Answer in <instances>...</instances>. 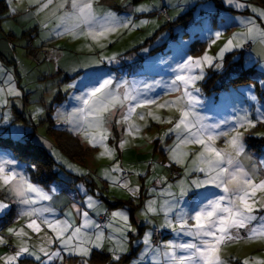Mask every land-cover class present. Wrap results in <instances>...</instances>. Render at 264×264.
<instances>
[{
	"label": "rangeland",
	"instance_id": "rangeland-1",
	"mask_svg": "<svg viewBox=\"0 0 264 264\" xmlns=\"http://www.w3.org/2000/svg\"><path fill=\"white\" fill-rule=\"evenodd\" d=\"M26 1L34 6V15L42 31L33 42V46L39 48L40 53L34 56L28 52L30 50L27 47L29 46L28 39L18 41L15 44L17 45L15 52L9 44L7 49L9 51L5 54V60L0 66V88L8 86L6 80L8 76H11L14 85L22 92V95L6 96L8 103H0V137L25 144L21 147L24 150H27L30 145L46 149L58 165L56 169L60 180L48 188L39 186L46 191L55 187L54 196L60 194L63 189L66 191L64 194L72 198L75 206L85 211H90L83 205V200H86L85 192L88 196H94L102 205L100 211L106 219L100 218L99 220V215L89 213L96 222L102 224L105 221L104 224H106L107 213L119 209L127 211L130 223L137 231L128 233V251L121 256L119 264H135L140 258L144 249L140 241L145 232L151 231L153 239L154 229L167 230L170 237L165 239L164 236L160 244L180 238L187 240L188 237L178 238L170 229L160 227L164 223L162 214L149 213L148 218L151 223H146L141 215L148 200L163 201L166 199L161 193L168 188V185H172L171 191L175 192L179 190L178 185L182 179L201 176L200 173L193 172L191 177H185V170L191 167L195 153L200 151L198 145H189L182 149L189 153L184 158L183 166L169 160L168 149L174 146L176 136L168 130L173 127L179 117V113L174 108H158L155 105L138 108L130 118V123L139 125L141 129L134 136H129L125 132L127 124L117 123L121 112L126 111V109L117 108V114L110 120L109 135L105 141L107 149H115L114 156H109L105 147H92L83 136L71 131L70 125L58 121L57 111L67 113L79 106L72 96L80 94L82 78L93 73L100 74L101 78L111 77L114 82L136 81L139 88L154 85L146 93L148 97L155 98L161 104L166 100H173L180 93L170 91L166 85L174 78L173 69L178 62L186 56L202 57L205 53L217 57L234 33L246 30L241 21L255 17L256 23L264 28V20L256 17L251 7L237 9L222 0H97L98 11H112L121 17L130 16L134 25H141L142 21H147V23L139 27L121 28L115 33L95 40L83 35L75 38L69 35L46 38L55 31L56 18L50 10L37 12L38 5L32 0L18 1V9H29ZM242 2L264 9V6L256 0H242ZM144 5L148 6L151 11L144 13L133 11L134 8ZM163 8L167 9L168 17L161 14ZM231 9L238 11L234 12ZM20 18L25 21L29 19L27 15ZM216 31L222 32L223 36L213 44L210 33ZM248 44L252 47L247 52L244 47ZM244 47L226 52L223 60L217 61L222 64L221 68L207 66L204 68V79L197 83L203 100V107L198 110L202 116L208 118L207 123L232 120L243 110L249 112L251 118L255 120L256 109L264 106V86L260 83L264 81V54H262L264 46L250 41ZM113 56L116 60L110 62L108 58ZM253 68L254 70L247 73ZM241 76L245 78L250 76L252 79L237 85L233 84V79ZM239 79L242 81L243 78ZM74 82L77 83V88H68V85ZM248 85L255 86L254 94L257 97L255 102L243 95L235 94L234 90ZM66 88L67 91H65ZM58 95L63 96L62 102L55 101ZM51 107L54 109L52 118L55 127L67 129L90 148L91 153L83 162L69 158L49 135L47 115ZM149 111L161 119L171 118L172 124L157 122L148 115H145L144 120L139 119L140 114H146ZM5 116L10 117L7 124L3 123ZM222 127L227 131L229 126L222 125ZM16 128L23 132L20 137L14 134ZM231 135L232 133L229 137L222 136L217 139L216 147L230 150L226 141ZM249 137L252 140L251 143L247 140ZM263 138L264 124H257L256 128L244 132L245 154L240 159L246 168H251L253 165L259 166L261 161H264V142H260ZM122 139L127 140V143L120 148L119 144ZM0 152L11 153L15 156L11 150L3 147H0ZM101 153L104 155L102 156ZM117 163L124 169L123 176L133 186L139 185L140 191L136 198H133L127 190L111 186L106 173ZM28 174H30V169ZM112 174L116 175V173ZM256 179L257 181L264 179V167H257ZM93 188L95 194L91 192ZM152 189H156L155 195L151 192ZM209 190L217 191L216 189ZM5 196L6 193L0 191V199H4ZM53 201L44 203L53 204ZM120 201L129 203L114 206ZM14 206L17 207V212L9 225H3L4 216L0 217V235L9 241L7 245H0V264H4L6 255L13 254L8 246L19 242L15 237L8 235L7 228L25 227L26 224L25 219H16L19 206ZM73 206L67 210L55 211V218L66 219V213L71 211L75 222L79 221L81 217L77 215ZM103 209H107V213H104ZM25 231L31 236L29 244L36 246L37 251L39 245L45 244L43 239L45 233L49 236L54 235L47 227H43L39 235L32 233L26 227ZM105 233L109 234V230L105 229ZM56 247V244L51 245L53 250ZM108 247L110 244L105 241L103 253L107 255V260L104 264H107L109 259ZM127 256L133 257L129 260L130 257ZM221 256L226 264H242L245 259L249 260L250 264H255L257 260L264 261V240H240L236 243H229L222 248ZM125 257L127 262L122 263ZM28 263L26 260L20 262V264ZM64 264H81V261L80 258L75 260L67 257ZM88 264H100V262H93L90 259ZM145 264H150V261H145Z\"/></svg>",
	"mask_w": 264,
	"mask_h": 264
},
{
	"label": "snow or ice",
	"instance_id": "snow-or-ice-1",
	"mask_svg": "<svg viewBox=\"0 0 264 264\" xmlns=\"http://www.w3.org/2000/svg\"><path fill=\"white\" fill-rule=\"evenodd\" d=\"M37 4V12L50 10L56 18L55 31L46 38L69 35L90 36L94 40L119 31L121 28L139 27L134 25L131 17H121L112 11H98L97 0H32ZM237 9L251 7V11L261 20H264V9L246 5L242 0H222ZM15 11V9H13ZM138 13L151 11L144 5L133 9ZM245 31L234 33L218 53L217 57L203 55L202 57L186 56L177 63L173 71L174 78L166 87L170 91L180 93L173 100L158 103L155 98L146 95L154 85L137 87L136 81L123 80L114 82L113 78H101L100 74H89L80 82V94L73 95L72 99L78 103V107L65 113L57 111L56 119L70 125V130L83 136L92 147H105V141L109 135V123L115 116L117 108L126 109L120 114L117 123L127 124L125 132L129 136L139 133L140 126L130 123V118L138 108H146L155 105L158 108H174L179 117L169 133L175 134L176 142L168 149L169 160L181 166L185 163V157L189 153L182 149L189 145H198L200 151L195 153L191 161V167L185 170V177H191L193 172L201 176L193 179L184 178L179 182L178 191H171L172 185L161 194L166 197L163 201L150 199L144 206L141 215L146 223H151L148 214H162L164 223L162 228L170 229L176 236L188 237L187 240L177 239L154 245L152 232H145L140 241L144 249L135 264H226L221 256L222 248L229 243L240 240L255 241L264 240V179L257 181V167H264V161L259 166L253 165L246 168L240 157L245 154L244 132L264 124V106L256 109V119L246 110L236 114L232 120H224L217 123H207V117L202 116L198 109L203 107L201 89L197 83L204 79V68H221L224 54L233 49L243 48L250 41L264 46V28L256 23V18L241 21ZM220 31L210 33L211 42L214 44L221 39ZM147 51V50H145ZM264 54V48H262ZM109 61H115L116 57H109ZM7 87L0 88V103L7 104L6 96H21L22 92L14 85L11 76L7 77ZM264 86V81L260 82ZM254 85H248L234 90L235 94L243 95L248 100H257L254 94ZM68 88L76 89L77 83L68 85ZM67 91V88L65 89ZM145 115L160 123L172 124V119H161L150 111L140 114L139 119L144 120ZM9 116H5L3 123L7 124ZM222 125H228L224 130ZM243 130V131H241ZM226 143L229 149L216 147V140L220 137H229ZM14 134L20 137L21 129H14ZM167 135V134H166ZM127 140L122 139L119 147L123 148ZM109 156H114L115 149H107ZM103 156L104 153H101ZM250 159V157H248ZM35 171L36 164L21 163L11 153L0 152V191L6 193L4 199H0V217L8 214L12 205H18L16 219H25V227L32 233L39 235L43 227H47L54 234L47 235L43 239L45 244L31 246V236L25 231V227L7 228L9 236L15 237L19 242L13 245V254L4 257V264H20L22 258H32L39 264H64L65 256L80 258L81 264H88L92 258L93 250L103 254L105 241L108 247L107 264H119L121 256L128 251L129 232H136L132 227L126 210L119 209L107 213L106 224L96 222L89 215V211L73 206L77 215L81 217V223L75 224L72 212L66 213V219L55 218V208L50 203L56 193V188L46 191L38 184L32 182L28 170ZM75 170V169H74ZM124 169L119 164L113 165L106 173L111 181V186L127 190L133 198H136L140 188L133 186L123 176ZM112 173H116L113 175ZM139 175V173H138ZM216 189L217 191H210ZM83 191V189H81ZM153 195L156 189H152ZM85 206L97 215L101 214L102 205L94 196H88L85 192ZM52 217V218H50ZM191 222V223H190ZM105 229L109 230L106 235ZM9 241L0 235V245H7ZM56 244L53 250L51 245ZM100 264H104L101 259ZM242 264H250L245 259ZM255 264H264L257 260Z\"/></svg>",
	"mask_w": 264,
	"mask_h": 264
},
{
	"label": "trees",
	"instance_id": "trees-1",
	"mask_svg": "<svg viewBox=\"0 0 264 264\" xmlns=\"http://www.w3.org/2000/svg\"><path fill=\"white\" fill-rule=\"evenodd\" d=\"M259 4L264 6V0H256ZM2 2H0L1 4ZM233 9H231L232 11ZM234 12H237L236 10H233ZM168 17V16H166ZM31 35V32H29L27 35L25 34V37H29ZM23 36V38H25ZM25 38V39H27ZM30 38V37H29ZM33 46V40L29 39V47L30 49ZM245 50V47H244ZM246 51V50H245ZM30 52V51H29ZM248 52V51H247ZM253 69H249L247 73ZM249 75V74H248ZM219 77V75H218ZM239 78L242 81H240ZM252 77H237L233 79V84L237 85L242 82H247L251 80ZM232 83V82H231ZM56 102H62L63 101V96L58 95ZM54 113L53 107L49 109V114L47 115V122L49 124V129L48 133L51 137L54 138L56 145L61 149L63 153H65L69 158L78 161V162H83L87 156L90 155L91 150L88 146H85L82 141L76 137L74 134H72L70 131L67 129H58L55 127V122L52 118V114ZM248 142L251 143V138H247ZM259 140V139H258ZM260 142H264V138L260 140ZM25 145L19 141H14L8 138H3L0 137V147H3L5 149L11 150L15 156L23 162L29 163V164H36L37 169L35 171L30 169V177L32 182L35 184H38L42 187L48 188L52 184L56 183L58 180H60V175L59 172L57 171V163L53 159V157L44 149L43 147L40 146H35V145H30L27 150L22 149L21 147ZM27 146V145H26ZM250 146L254 147L253 144H250ZM125 203L129 202H117L114 204V206H119L123 205ZM17 212V207L12 206V208L8 211V214L4 216V222L3 225L7 226L9 223L13 221L15 218ZM3 227V226H2ZM165 237H166V232H165ZM135 254V253H133ZM132 259L133 256H127ZM69 259H77V258H69ZM101 259L105 262L107 260V255L106 254H101L100 252H93L91 261L93 262H100ZM126 257L122 259V263L127 262ZM26 259H23V261Z\"/></svg>",
	"mask_w": 264,
	"mask_h": 264
},
{
	"label": "crops",
	"instance_id": "crops-1",
	"mask_svg": "<svg viewBox=\"0 0 264 264\" xmlns=\"http://www.w3.org/2000/svg\"><path fill=\"white\" fill-rule=\"evenodd\" d=\"M18 1L21 2V0H0V2H2L0 4V66L2 65V62H4L5 60L4 59L5 54H7L9 51V50L7 51L9 44H10V48L12 47V50L15 52L17 46L15 44L18 43V41L31 39L34 42L36 41L37 36L40 35V32L42 33L40 25L37 23L36 20L37 18L34 15V10H33L34 6L26 1L28 3L29 9L20 10V8L18 9V5H19ZM13 9H15V11H13ZM24 15L28 16L29 19L27 21L22 20V18H20L23 17ZM29 32H31V35L29 36L30 38L25 37V34L27 35ZM23 36L27 39L23 38ZM29 51L34 56H37V54L40 53L39 48H36L34 46H32V48L28 50V52ZM64 192L66 191L61 189L60 194L58 193L57 195L54 196V201L53 204H51V206L55 208V211H60V210L62 211L64 209L67 210L68 208L75 205L72 198L68 194H64ZM91 192L95 194V189L93 188ZM75 196L77 197V195ZM83 203H84L83 205H85V200H83ZM91 212L93 213V215L96 216L95 212L90 210L89 213ZM102 217L104 216L100 214L98 217L99 220H101L100 218ZM104 222H102V224H104ZM80 223H81V219L79 221L76 220L75 222L76 225H79ZM165 232H166V237H165L166 239L170 236L168 235L167 230ZM95 251L96 250H94L93 252ZM65 258L67 257L65 256ZM23 259H26V261L29 262L28 264L39 263L32 258H22V260ZM56 264H58V262H56Z\"/></svg>",
	"mask_w": 264,
	"mask_h": 264
},
{
	"label": "built area",
	"instance_id": "built-area-1",
	"mask_svg": "<svg viewBox=\"0 0 264 264\" xmlns=\"http://www.w3.org/2000/svg\"><path fill=\"white\" fill-rule=\"evenodd\" d=\"M161 14L163 16H168V11L166 8H163L162 11H161ZM251 44H248L245 46V50L246 51H250L251 50ZM102 220H104V217L101 218ZM165 236V231L164 230H159V229H154V232H153V239H152V242L154 245H159L160 244V240L163 239V237ZM8 249L11 251V252H14V248L12 245H9L8 246Z\"/></svg>",
	"mask_w": 264,
	"mask_h": 264
}]
</instances>
